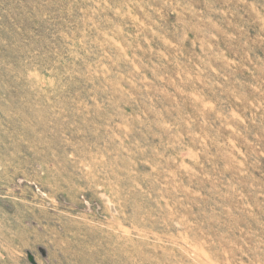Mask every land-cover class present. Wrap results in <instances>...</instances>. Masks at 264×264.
<instances>
[{
  "label": "rangeland",
  "instance_id": "obj_1",
  "mask_svg": "<svg viewBox=\"0 0 264 264\" xmlns=\"http://www.w3.org/2000/svg\"><path fill=\"white\" fill-rule=\"evenodd\" d=\"M0 264H264V0H0Z\"/></svg>",
  "mask_w": 264,
  "mask_h": 264
}]
</instances>
